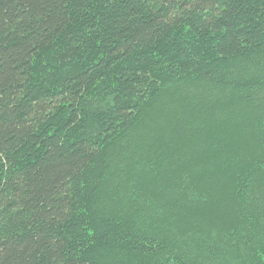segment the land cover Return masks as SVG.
I'll use <instances>...</instances> for the list:
<instances>
[{
    "label": "trees",
    "instance_id": "16d2710c",
    "mask_svg": "<svg viewBox=\"0 0 264 264\" xmlns=\"http://www.w3.org/2000/svg\"><path fill=\"white\" fill-rule=\"evenodd\" d=\"M0 264H264V0H0Z\"/></svg>",
    "mask_w": 264,
    "mask_h": 264
}]
</instances>
